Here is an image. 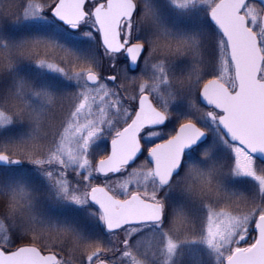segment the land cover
<instances>
[{"label": "snow or ice", "instance_id": "1", "mask_svg": "<svg viewBox=\"0 0 264 264\" xmlns=\"http://www.w3.org/2000/svg\"><path fill=\"white\" fill-rule=\"evenodd\" d=\"M170 2L205 11L182 22L196 34L169 36L159 0H19L14 22L0 25V49L29 60L16 119L0 111V193L15 207L17 190L43 187L52 214L106 237L86 264H145L133 248L151 247L157 233L171 257L170 217L215 264H264V0ZM145 18L154 27H142ZM161 52L188 57L179 103L170 86L162 91ZM230 189L253 194L250 210L208 207L202 235L183 212L173 214L185 197L247 199ZM57 201L76 207L60 211ZM51 230L80 238L69 226ZM26 231L0 224V264H62Z\"/></svg>", "mask_w": 264, "mask_h": 264}, {"label": "trees", "instance_id": "2", "mask_svg": "<svg viewBox=\"0 0 264 264\" xmlns=\"http://www.w3.org/2000/svg\"><path fill=\"white\" fill-rule=\"evenodd\" d=\"M136 2L140 4L141 0H136ZM18 3L19 0H0V25L5 20L14 22L13 13L18 11L16 7ZM194 11L187 12V15L185 14L186 16L183 18L182 16L176 18L178 15L175 13V9L166 0H159L160 22L166 27L168 35L173 38L196 34L195 28L188 29L182 23L186 18L196 15L197 10L194 9ZM142 27H154L152 20L145 18ZM159 55L163 56L167 60L168 67H171L170 78L175 89L179 92L187 90L188 85L184 82L185 74L180 70L179 65L188 57H170L166 52H161ZM26 65H29V60L21 56L15 48L0 49V100L2 106L14 120L16 119V108L20 102L17 90L22 93L26 91L24 81L27 80V77L21 71ZM9 81H13L11 90L6 87ZM35 105L39 107L38 104ZM24 123H27V121H24ZM179 184L180 187L176 188L178 193L183 191L184 178ZM24 187L25 191L23 193L19 190L16 192L19 204L15 207L11 195L0 193V223L6 222V225L9 227L15 226L18 230L26 229V238L30 242L41 248L45 245L49 246L53 252L63 256L64 260L72 264H85L88 255L96 251V241H102V245L109 243L106 237L102 238L80 230L69 217L52 214L49 211L50 193L47 189L32 185H25ZM230 191L234 192L235 190L230 189ZM186 199L188 202L184 198L182 203H178L174 207L173 214L183 212L189 218V221L191 220L196 225L197 234L200 226L197 223L200 218L203 220L202 205H200L199 199L190 197H186ZM55 207L60 211H71L76 206L71 205L69 202L57 201ZM33 216L35 217L34 220L31 219ZM170 219L172 222V217ZM53 224L74 228L80 238L76 239L73 233L51 230ZM45 227L49 230L44 231ZM183 231V228L177 229L176 237L182 239ZM89 244H91V247L88 246ZM107 255L111 256L112 254L107 253ZM183 256V259L187 257V252Z\"/></svg>", "mask_w": 264, "mask_h": 264}, {"label": "rangeland", "instance_id": "3", "mask_svg": "<svg viewBox=\"0 0 264 264\" xmlns=\"http://www.w3.org/2000/svg\"><path fill=\"white\" fill-rule=\"evenodd\" d=\"M170 6L172 8L175 9V13H177L178 17L176 18H180V16H182V18L184 16H186L187 12H192L195 10H197V14L199 15H204L205 11L203 9H201L199 6L194 7V8H190L188 10H181L178 8H175L170 0H166ZM195 13V11H194ZM186 14V15H185ZM181 18V19H182ZM183 57L186 55H182ZM155 59V57H154ZM169 65L166 64L167 67V78H168V85L164 86L162 88V91L167 92L168 91V87L170 86L171 89L175 92V102L179 103L181 100H183L187 95H188V89L187 90H181V92H179V90H176L175 87L173 86V83L171 81L170 78V73H171V67H168ZM151 73H146V77L150 76ZM157 102H159V97H156ZM34 104H38V101H34ZM0 111L6 112L9 114V112L2 106L1 104V100H0ZM176 113H173V116H175ZM183 180V177L179 178L176 181V187H180L181 181ZM235 193L236 196H242V197H247V199H241L237 202L236 205H233L231 203V201H225L223 200V198H218L215 194H207L201 198H199L200 201V205H202V209H203V213H202V217L203 220H201V218L199 219L200 221L197 224H200L197 235H202L201 232V227L204 221V218L206 216V212H207V208L208 207H212L214 209H225L227 208L228 210L231 211H247L250 210L251 205L253 203V194L252 193H245L242 189H232ZM211 195V197H209ZM214 197V198H212ZM185 200L187 201L186 197ZM188 202V201H187ZM198 221V220H195ZM190 222L192 223V221L190 220ZM0 224H6V222L0 223ZM166 229L168 230L169 234L175 238L178 242V247L175 251V253L171 256L168 257L165 253H162L160 250V245L163 242V238L161 236H159V234L157 233V241L149 248L147 249H140L137 250L135 248H133V251H135L136 255L143 261H145V264H215V258H214V254L213 252L206 246V244L201 241L198 240L197 242H185L183 239H179L176 237L177 233V229L176 226H174L171 222V219L169 220V223L165 226ZM185 252H187L188 256L185 257L183 259V254H185ZM57 254V253H56ZM58 256L61 257L62 259V264H72L69 263L67 260H64V257L57 254ZM84 264V263H82ZM86 264V263H85Z\"/></svg>", "mask_w": 264, "mask_h": 264}, {"label": "flooded vegetation", "instance_id": "4", "mask_svg": "<svg viewBox=\"0 0 264 264\" xmlns=\"http://www.w3.org/2000/svg\"><path fill=\"white\" fill-rule=\"evenodd\" d=\"M147 47V45H145Z\"/></svg>", "mask_w": 264, "mask_h": 264}]
</instances>
